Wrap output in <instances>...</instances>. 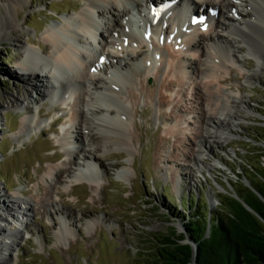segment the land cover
<instances>
[{
	"label": "rangeland",
	"instance_id": "obj_1",
	"mask_svg": "<svg viewBox=\"0 0 264 264\" xmlns=\"http://www.w3.org/2000/svg\"><path fill=\"white\" fill-rule=\"evenodd\" d=\"M8 1L0 0V13H5ZM84 3L30 0L23 9H17L19 27L12 36L0 40V200L6 202L15 196V209L22 206L30 210L22 226L13 225L0 210L8 220L1 223L2 228L11 231L15 227L17 231L20 227L11 264H146L154 247L152 234L174 231L175 235H184L182 242H189L185 222L192 213L216 210L221 195L237 194L238 187H247L245 178L252 186L251 181L259 179L257 170L264 167V67L256 81L245 85L244 76L255 68L256 61L253 55L244 57L239 51L233 53L241 61L230 63L222 86L243 96V103L235 109L240 120L233 134H224L225 141L211 143L210 153L200 148L204 153L200 158L202 165L189 168L181 154L190 152L198 132L194 121H199L201 114L193 90L190 84L181 88L179 82L162 73L143 78L136 96H130L126 104L132 113L131 120H127L131 153L114 144L103 153L95 152L102 132H98L95 141L86 142L96 160H90L96 173L76 179L87 163L77 154L83 143L70 140L67 144L62 140L73 127L66 116L80 106L82 91L65 104L44 101L39 112L41 127L28 135L20 134L24 114H31L36 108L33 104L32 110L11 105L13 97L26 88L15 65L21 47L44 45L42 31L63 17L76 15ZM238 8L243 9L239 5ZM218 32L230 45H237L234 34ZM153 39L150 43L154 46L158 43ZM148 49L144 46L139 51ZM161 82H168L170 88L165 90ZM178 90H183L182 94ZM173 107L184 121L170 113ZM186 111L191 112L190 117ZM57 116L60 119L54 120ZM173 123V128L181 133H171ZM69 153L78 156L76 163ZM210 164L215 165L210 171L202 167ZM50 166L68 170L61 174L56 187L54 177H49ZM25 200L29 204L21 202ZM65 212H69L68 218L61 214ZM63 224L69 232L60 239L58 231Z\"/></svg>",
	"mask_w": 264,
	"mask_h": 264
},
{
	"label": "bare ground",
	"instance_id": "obj_2",
	"mask_svg": "<svg viewBox=\"0 0 264 264\" xmlns=\"http://www.w3.org/2000/svg\"><path fill=\"white\" fill-rule=\"evenodd\" d=\"M29 1L9 0L5 3V13H0V40L12 36L19 27L17 9H23ZM83 1L85 6L76 15L63 17L61 22L50 24L42 31L44 45L21 47L22 52L15 65L26 88L24 93L13 97L11 105L27 110L33 104L36 108L31 114H24L25 118L19 125L20 134L28 135L41 127L43 122L39 112L44 101L65 104L82 91L80 106L66 116L72 120L71 129L76 137L69 129L62 140L67 144L70 140L83 143L77 148V154L87 159V163L79 170L76 179L89 172L96 173L94 164L90 162L96 163V160L86 142L95 141L98 132H102V141L98 139L100 145L94 148L95 152L103 153L114 144L131 153L127 120H131L132 113L126 104L130 96H136L137 86L143 78L158 77L162 73L164 77L179 82L181 88L190 84L189 88L193 90L201 116L199 121H194L198 123V132L190 152L181 154L189 168L199 163L202 165L200 158L204 153L200 148L210 153L211 143L225 141L224 134H233L240 120L235 109L243 103V96L238 97L222 86L230 63L241 61L233 51L255 58V68L244 76L245 85L261 76L264 67V0H171L167 8L159 11L155 6L166 0ZM190 6L193 15H207L205 24L187 21L185 17ZM146 30H149V35ZM218 31L234 34L237 45H230ZM152 39L158 44L153 46L150 43ZM144 46L149 47L148 51L140 52ZM189 52H196L197 57ZM183 54L187 57L184 58ZM160 86L165 90L170 88L168 82H161ZM182 91L178 90V93L182 94ZM170 113L177 120L184 121L176 108ZM190 113L186 111L185 115L190 117ZM171 126V133H181L180 129L173 128L174 123ZM69 154L71 161L76 163L78 156L75 158ZM202 167L210 171L215 165ZM65 171L68 172L56 166L49 167L54 187L60 183L61 174ZM16 202L15 196L6 202L0 200V210L11 218L13 225L22 226L30 210H24L22 206L15 209ZM21 202L29 204L26 200ZM1 211L0 264H11L20 227L17 231L13 227L12 232L2 228L1 223L6 224L8 220ZM61 214L68 218L69 212L67 216ZM59 232L60 239H63V235L69 232L67 225L63 224Z\"/></svg>",
	"mask_w": 264,
	"mask_h": 264
},
{
	"label": "trees",
	"instance_id": "obj_3",
	"mask_svg": "<svg viewBox=\"0 0 264 264\" xmlns=\"http://www.w3.org/2000/svg\"><path fill=\"white\" fill-rule=\"evenodd\" d=\"M257 171L259 179L251 183L264 197V167ZM245 188L236 189L241 200L226 193L219 197L216 210L189 215L185 229L195 252L190 243L182 242L183 234L154 233L152 257L146 264H264V202Z\"/></svg>",
	"mask_w": 264,
	"mask_h": 264
},
{
	"label": "water",
	"instance_id": "obj_4",
	"mask_svg": "<svg viewBox=\"0 0 264 264\" xmlns=\"http://www.w3.org/2000/svg\"><path fill=\"white\" fill-rule=\"evenodd\" d=\"M243 182L247 185V187H249L263 202H264V197L256 190V189H254L251 185H250V183H249V181H248V179H244L243 180ZM231 188V187H230ZM232 189V188H231ZM233 197H235L236 199H239V200H241L240 198H239V196H238V194H234V193H232L231 194ZM242 204L248 209V210H251L252 211V209H251V207L249 206V205H247L245 202H243L242 201ZM208 232V230L206 231V233ZM190 241L192 242V244L194 245V248L196 247L195 246V243L190 239ZM190 241L189 242H184V243H190ZM191 244V243H190ZM194 252H195V249H194Z\"/></svg>",
	"mask_w": 264,
	"mask_h": 264
},
{
	"label": "snow or ice",
	"instance_id": "obj_5",
	"mask_svg": "<svg viewBox=\"0 0 264 264\" xmlns=\"http://www.w3.org/2000/svg\"><path fill=\"white\" fill-rule=\"evenodd\" d=\"M192 22H193V23H197V20L194 18V19L192 20ZM101 61H103V57L101 58ZM93 71H95V69H93Z\"/></svg>",
	"mask_w": 264,
	"mask_h": 264
}]
</instances>
